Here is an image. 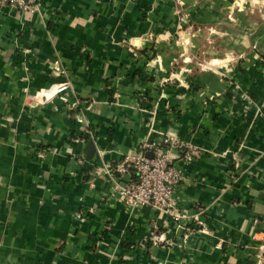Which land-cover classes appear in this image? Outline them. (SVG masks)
Masks as SVG:
<instances>
[{"label":"crops","instance_id":"1","mask_svg":"<svg viewBox=\"0 0 264 264\" xmlns=\"http://www.w3.org/2000/svg\"><path fill=\"white\" fill-rule=\"evenodd\" d=\"M29 1L0 3V264H256L264 21L184 69L157 43L233 0ZM166 135L196 151L170 152L179 220L116 191L134 176L118 161Z\"/></svg>","mask_w":264,"mask_h":264},{"label":"rangeland","instance_id":"2","mask_svg":"<svg viewBox=\"0 0 264 264\" xmlns=\"http://www.w3.org/2000/svg\"><path fill=\"white\" fill-rule=\"evenodd\" d=\"M226 11L225 18H221L217 23H200L197 26L191 27L184 26L183 32L179 34L176 33L174 38L169 39L170 45L167 44L166 47L160 46V43H157V50L160 51L159 54L164 53L165 49L167 52H170V55H172V66L176 64L178 67H184V69L190 68L191 65L192 68L197 69L200 67H210L212 65L209 63L210 57H222V49L224 47L237 46L239 44L238 34L236 32L244 30V24L247 23L246 20L240 16L247 15L249 18L248 24H252L254 20L264 21V0H233ZM150 48L152 49V46H150ZM173 52L176 53V56L173 55ZM151 55H155V53L153 52ZM180 142L181 141L175 137L163 138L158 142L145 141L136 151H142L144 153L145 149H147L145 152L147 154L149 151L148 149L154 146H160L162 148L167 146L170 150H174L178 148L176 145H181V147L185 146V142H182L184 144ZM145 143H150V146L145 145ZM169 143H171V145ZM195 154L196 151L193 153L192 157H194ZM123 159L131 161L132 156H123L118 163H121Z\"/></svg>","mask_w":264,"mask_h":264},{"label":"built area","instance_id":"3","mask_svg":"<svg viewBox=\"0 0 264 264\" xmlns=\"http://www.w3.org/2000/svg\"><path fill=\"white\" fill-rule=\"evenodd\" d=\"M29 0H0V3H10L20 9L33 10L35 4L29 3ZM56 90L65 87L64 83H59ZM181 144H184L180 142ZM171 145V143H169ZM150 146V143H145ZM185 146L176 145L175 157L190 160L195 147L184 144ZM179 149H181L179 151ZM151 154L147 155L142 151H135L131 156V161L123 159L117 163L115 168L121 171L130 170L134 172V178L129 179L123 184L117 185L116 191L119 193L123 203L129 207H138L144 204H151L154 207H161L171 213L173 219L179 220L183 216L180 211L174 207L173 190L177 187L182 179L181 170L171 164L170 150L167 146L162 148L154 146L148 149ZM263 253L259 254L256 264H264V244L260 245Z\"/></svg>","mask_w":264,"mask_h":264},{"label":"trees","instance_id":"4","mask_svg":"<svg viewBox=\"0 0 264 264\" xmlns=\"http://www.w3.org/2000/svg\"><path fill=\"white\" fill-rule=\"evenodd\" d=\"M134 175V172L132 171V170H130V175ZM135 176V175H134ZM134 176H133V178H134Z\"/></svg>","mask_w":264,"mask_h":264},{"label":"water","instance_id":"5","mask_svg":"<svg viewBox=\"0 0 264 264\" xmlns=\"http://www.w3.org/2000/svg\"><path fill=\"white\" fill-rule=\"evenodd\" d=\"M147 155H149V156H150V151H148V152H147Z\"/></svg>","mask_w":264,"mask_h":264},{"label":"bare ground","instance_id":"6","mask_svg":"<svg viewBox=\"0 0 264 264\" xmlns=\"http://www.w3.org/2000/svg\"><path fill=\"white\" fill-rule=\"evenodd\" d=\"M59 86H57V88H58Z\"/></svg>","mask_w":264,"mask_h":264}]
</instances>
